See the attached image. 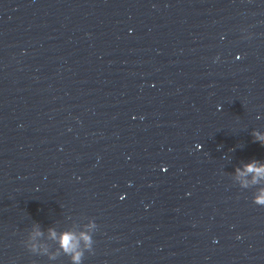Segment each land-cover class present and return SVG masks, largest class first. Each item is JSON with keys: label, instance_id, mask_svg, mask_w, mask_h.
<instances>
[{"label": "water", "instance_id": "1", "mask_svg": "<svg viewBox=\"0 0 264 264\" xmlns=\"http://www.w3.org/2000/svg\"><path fill=\"white\" fill-rule=\"evenodd\" d=\"M256 133L264 0H0V264H264Z\"/></svg>", "mask_w": 264, "mask_h": 264}, {"label": "clouds", "instance_id": "2", "mask_svg": "<svg viewBox=\"0 0 264 264\" xmlns=\"http://www.w3.org/2000/svg\"><path fill=\"white\" fill-rule=\"evenodd\" d=\"M256 138L261 143H264V134L256 133ZM197 149L201 147L197 144ZM235 173L238 177H246L251 174V182L253 184H259L261 180H264V163L256 160H250L243 164L242 167H237ZM247 180H242L241 185L246 187ZM252 202L257 205L264 206V186L258 187L256 192L251 198ZM95 227V222H90L86 226L87 229ZM40 233L37 231L36 235ZM49 234L55 240H57L59 248L67 254L71 260V264H82V257L84 251L92 249L93 237L90 230H81L78 233L71 230H65L57 235L54 229H49ZM35 247V245L33 246Z\"/></svg>", "mask_w": 264, "mask_h": 264}]
</instances>
